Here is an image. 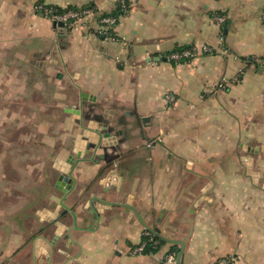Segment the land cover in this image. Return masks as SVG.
<instances>
[{
  "label": "crops",
  "instance_id": "1",
  "mask_svg": "<svg viewBox=\"0 0 264 264\" xmlns=\"http://www.w3.org/2000/svg\"><path fill=\"white\" fill-rule=\"evenodd\" d=\"M118 1L0 0V264H264V0H125L116 39L36 12ZM192 46L215 51L167 59ZM93 104L124 142L64 195L57 158L97 157L81 135ZM147 232L156 248L134 254Z\"/></svg>",
  "mask_w": 264,
  "mask_h": 264
},
{
  "label": "water",
  "instance_id": "2",
  "mask_svg": "<svg viewBox=\"0 0 264 264\" xmlns=\"http://www.w3.org/2000/svg\"><path fill=\"white\" fill-rule=\"evenodd\" d=\"M54 26H56L54 24ZM61 29L60 31L62 33H65L66 29H64L63 24L58 25ZM159 60V59H158ZM81 107H85L86 99H88L87 95L81 96ZM86 111L83 110L82 114V122H87L86 125L83 127L82 130V139L87 142V153L97 154L98 150H102L107 154L108 151L112 150L114 151L115 148H119V145L124 142V139H118V137H122L123 133L122 131H116L115 127L117 126V120L113 119V116L110 114L111 112L108 110H101L97 104H93L91 106H86ZM99 113H98V112ZM80 112V111H79ZM79 112H75V114L80 115ZM110 114V115H109ZM148 119H143V122L146 123ZM83 126V125H82ZM97 157L92 159H84L83 157H77L69 160L68 162L63 163L60 161L61 157H58L55 163V169L59 172V177L56 182V189L62 191L64 195L70 194L76 185V179L74 177V170L77 165L83 162L91 161L94 164L96 163V160L99 159H105V155H96ZM106 161V160H105ZM108 162V161H107ZM96 165H98L96 163ZM113 167V163L111 161L108 162V164L102 166L100 170L98 171L99 177L105 176L104 180L106 183H102V185L108 189L110 187L116 186L117 177H116V170L111 169ZM111 182V183H109ZM60 205L64 208H66L63 200L60 202ZM70 210V209H69ZM73 218L75 219L77 223V215L74 212H71ZM44 219L49 221L50 223H55L53 219L55 218H48L45 215H42ZM96 218V216L94 217ZM62 224L58 223V229L56 230L55 238L53 241H51L52 245L55 244L58 240V238L61 236V231L63 227H61ZM63 226V225H62ZM75 229H79L78 226H75ZM160 238V235H158ZM165 241H168L165 239ZM170 242V241H169ZM174 242V241H173ZM50 247V245H48ZM181 255H178V264L182 263Z\"/></svg>",
  "mask_w": 264,
  "mask_h": 264
},
{
  "label": "built area",
  "instance_id": "3",
  "mask_svg": "<svg viewBox=\"0 0 264 264\" xmlns=\"http://www.w3.org/2000/svg\"><path fill=\"white\" fill-rule=\"evenodd\" d=\"M118 6L121 14H124L127 11V4L125 0H119ZM37 14L42 16L44 19H47L51 23L58 26L59 24H63L64 29H68L73 32L86 31L89 35L92 34L89 29L91 21L96 19L98 31L97 33L112 39L117 38V34L115 33V27L117 25L118 19L120 15H108L102 16L100 15L96 9L94 8H82L76 10H69L65 12H58L55 8L50 6L41 5L37 8ZM264 23V15L262 17ZM215 21L220 24L225 23V18L221 16L215 17ZM215 49L209 46H192L187 49L174 51L167 55V59L173 62H181V61H190L198 57L200 54H214ZM168 101H174V98L171 96L167 97ZM146 241L142 242L138 247H136L133 251L136 255H142L147 251L148 244L154 242L153 235L151 233H146ZM177 256L173 253H167L162 264H177ZM234 259H221L217 262V264H231Z\"/></svg>",
  "mask_w": 264,
  "mask_h": 264
},
{
  "label": "trees",
  "instance_id": "4",
  "mask_svg": "<svg viewBox=\"0 0 264 264\" xmlns=\"http://www.w3.org/2000/svg\"><path fill=\"white\" fill-rule=\"evenodd\" d=\"M53 8H55L56 9V11H58V12H65V11H69V10H76V9H72V8H70V9H66V10H64V9H60V8H57V7H53ZM89 8V7H88ZM90 8H92V7H90ZM119 14H121V12H120V10L118 9V10H116L113 14H111V15H114V16H118ZM102 16H108V15H102ZM156 248V245H155V243H150V244H148V247H147V251L146 252H148L150 249H155Z\"/></svg>",
  "mask_w": 264,
  "mask_h": 264
},
{
  "label": "rangeland",
  "instance_id": "5",
  "mask_svg": "<svg viewBox=\"0 0 264 264\" xmlns=\"http://www.w3.org/2000/svg\"><path fill=\"white\" fill-rule=\"evenodd\" d=\"M39 6H41V5H39ZM39 6H38V7H39ZM38 7H37V8H38ZM37 8H36V12H37ZM40 17H42V16H40ZM42 18H43V17H42ZM43 19H44V18H43ZM55 28H56V29H60L59 26H55ZM85 33H86V31H85ZM86 34H87V33H86Z\"/></svg>",
  "mask_w": 264,
  "mask_h": 264
}]
</instances>
